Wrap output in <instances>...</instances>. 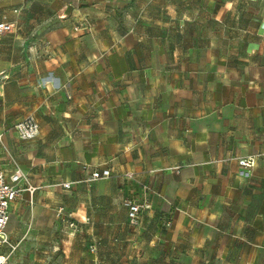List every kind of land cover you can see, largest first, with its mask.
<instances>
[{
	"label": "crops",
	"instance_id": "0c3cea01",
	"mask_svg": "<svg viewBox=\"0 0 264 264\" xmlns=\"http://www.w3.org/2000/svg\"><path fill=\"white\" fill-rule=\"evenodd\" d=\"M0 6V167L32 187L5 264H264V0Z\"/></svg>",
	"mask_w": 264,
	"mask_h": 264
},
{
	"label": "built area",
	"instance_id": "2783aa9c",
	"mask_svg": "<svg viewBox=\"0 0 264 264\" xmlns=\"http://www.w3.org/2000/svg\"><path fill=\"white\" fill-rule=\"evenodd\" d=\"M11 23L8 22L6 14L3 12L0 6V34L9 31L11 29ZM14 131L16 136L20 140H33L39 134V124L32 115H27L21 120L14 123ZM1 139V134H0ZM238 164L241 167H251L254 164L253 156L242 158L238 160ZM172 170H178V166L171 168ZM111 171L109 168L96 169L90 173L88 180H95L98 178L109 177ZM125 176L132 178V173L127 172ZM64 187H69V182H63ZM26 187L31 189V183L28 175L22 170L17 162L12 161V169L9 173L5 172L0 167V246L11 244L6 232V225L9 218V206L10 203L20 194L21 190ZM145 190H150L147 185H143ZM152 192H155L151 190ZM156 193V192H155ZM158 194V193H157ZM128 207V220L131 225H137L140 221L141 212L150 207L148 201L145 198L126 200ZM171 224L170 218L163 219V225L169 227ZM90 251H94V245L89 247ZM7 255L0 253V264H5Z\"/></svg>",
	"mask_w": 264,
	"mask_h": 264
},
{
	"label": "rangeland",
	"instance_id": "374dc122",
	"mask_svg": "<svg viewBox=\"0 0 264 264\" xmlns=\"http://www.w3.org/2000/svg\"><path fill=\"white\" fill-rule=\"evenodd\" d=\"M10 248V246L9 245H1L0 246V252H6L8 249ZM8 252V251H7Z\"/></svg>",
	"mask_w": 264,
	"mask_h": 264
}]
</instances>
